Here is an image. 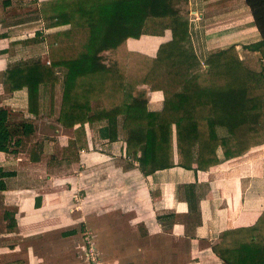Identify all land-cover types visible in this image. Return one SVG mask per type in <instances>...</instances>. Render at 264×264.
Listing matches in <instances>:
<instances>
[{
  "label": "crops",
  "instance_id": "crops-1",
  "mask_svg": "<svg viewBox=\"0 0 264 264\" xmlns=\"http://www.w3.org/2000/svg\"><path fill=\"white\" fill-rule=\"evenodd\" d=\"M34 1L39 5L42 0ZM233 1L237 0H200L201 9L194 6L192 13L200 19L189 21L190 41L192 46L195 41L200 44L201 55L193 48L201 62L211 53L209 46L235 35L228 36L215 26L231 18L227 10ZM18 3L6 0L0 5V108L8 111L11 124L22 123L28 115L27 91L11 89L5 81L6 70L22 61H49L46 44L45 52L22 57L26 42H37L30 31L22 42V29H30L37 19H22V2ZM216 6L222 10L204 20L203 8ZM13 8L18 9L12 13ZM40 27V33L47 30ZM56 29L60 27L49 30ZM191 29L199 33L195 39ZM170 38V30L165 29L130 38L127 45L154 55L158 45ZM239 42L250 43L242 38ZM153 94L160 98L151 107ZM148 97L149 108L160 107V91H148ZM58 106L54 102L51 111L48 95L41 89L40 113L29 116L33 133L18 135L13 152L0 151V264H88L85 231L93 234L102 264H224L212 250L221 232L250 226L260 215L264 207L261 157L253 162L244 156L246 152L221 159L208 171L173 167L144 175L126 155L121 134L110 140L107 125L85 124L77 142L74 129L78 125L62 126L56 119ZM36 122L50 134L36 127ZM85 127L92 136L96 133L94 139ZM257 147L249 151L264 153V144ZM189 184H195L196 193L203 187L199 214L189 211Z\"/></svg>",
  "mask_w": 264,
  "mask_h": 264
},
{
  "label": "trees",
  "instance_id": "trees-1",
  "mask_svg": "<svg viewBox=\"0 0 264 264\" xmlns=\"http://www.w3.org/2000/svg\"><path fill=\"white\" fill-rule=\"evenodd\" d=\"M187 2H39L43 27L64 28L36 32L49 63L28 60L6 70L11 89L27 91L28 115L11 124L0 108V151L13 152L18 135L33 133L29 116L40 113L41 89L53 111L57 87L56 119L66 128L78 125L77 142L83 125H107L108 138L121 134L126 155L144 175L173 167L208 171L221 159L263 145L264 0H245L260 39L243 47L257 54L240 57L231 44L208 54L203 64L190 41ZM155 20L170 21L163 30L171 38L154 55L129 49L127 40L149 34ZM148 91L162 93L159 108H149ZM186 187L189 211L199 214L195 184ZM212 250L224 264H264V207L254 224L223 230Z\"/></svg>",
  "mask_w": 264,
  "mask_h": 264
},
{
  "label": "rangeland",
  "instance_id": "rangeland-1",
  "mask_svg": "<svg viewBox=\"0 0 264 264\" xmlns=\"http://www.w3.org/2000/svg\"><path fill=\"white\" fill-rule=\"evenodd\" d=\"M5 1L6 0H0V5L2 4V2H5ZM11 2H16L18 4V6H19V4H21V3H18V2H22V6L20 8L22 10V19L26 18L25 19L26 21H29V20L35 19V18L37 19L36 20L37 22L34 25H32L30 29H22V42H26L25 38H26V36H29L28 33H26V31H30V33L33 32L32 38L37 40V42H35V44H31L30 43L29 44L30 46L28 45V42H26V45H27L26 49H22V57H31L32 55L36 56V54H41L42 52H45V50H46L45 43H43V41H40L42 37L39 36V35L36 36V32L39 31V26H41L40 29L42 31H43V26H44L43 23L40 22L42 20H41V16H40V13H39L38 5L36 4V2L34 0H11ZM188 2H187V4H182L183 5V11L187 15L188 20L190 22L191 21L194 22V20H195L194 18L197 17L195 13H192V12H194V10H193L194 6L197 9H201V2H200V0H188ZM230 6H232V7H230ZM221 7L222 6H216V7H213L211 9H208V10H204V8H203V18H204V20L208 19L209 17H211L212 15L216 14L217 12H220L222 10ZM17 9L13 8L11 10L12 13L16 12ZM228 11H229V14H230L229 16L231 18L226 19L228 21H224V23L219 22L215 26L217 27L219 25L217 28L220 29V30L223 29L221 31L225 32L226 35H228V36L231 35V34H234V33H235V35H233L232 39L227 40L228 39L227 38L223 42H220V40H217L215 43H213L211 46H209V49L211 48L210 50H212V51L217 50L219 48L225 47L224 45L228 46L229 44H231L230 40H235L234 44L236 45V50H237V53H238V55L240 57H248V56L256 55L257 53H253V52L245 49L243 47V45H244L243 42H239L240 38L244 39L245 41H250V42H254V41H257V40L260 39V34H259L256 26L254 25V21H253L252 12H251L250 7L248 5H246L245 1L243 2L241 0H237V1L231 2L227 12ZM5 14L7 16L9 14V12L5 11ZM24 14H28V15L24 16ZM200 14L202 15V13H200ZM231 14H232V16H231ZM197 21H198V19H197ZM203 22H205V21H203ZM169 23H170L169 20H155V21H151L148 24V31L150 32L149 34L162 33L163 26L168 25ZM221 26H224V27L221 28ZM60 28H64V27L62 26ZM208 29H210V28H207L206 30H208ZM211 30H214V29L211 28ZM49 31L50 30L47 29L45 32H49ZM45 32L43 34H45ZM195 32L196 31H193L191 29V35H192V38H194V39H195L197 34L199 35V33H195ZM240 32H242V33H240ZM34 35L36 37H33ZM145 40H147V39H145ZM40 43H43V44H40ZM194 44L195 45H193V47L195 46L197 51H198V53L201 55V46H200V44L197 41H195ZM60 96H61L60 95V91H59V88L57 87L56 92H55V105H59ZM157 98H160V96L156 95V94H153L151 96V99H150L151 103H152L150 105L151 107L154 106L153 104H154V102H155V100ZM36 127H39L41 129V131H44V133L50 134L48 130H44V126L43 125L39 126L38 122H36ZM85 130H86L85 133L88 132V136H90V138H92V139L95 138L96 133L93 134V136H92L90 130L88 129V127L87 128L85 127ZM219 133L223 134V131L219 130ZM92 146L95 149L96 146L93 145V144H92ZM98 146H100V145H98ZM253 148L256 150L259 147H253ZM54 149L57 152V156H61V154H62L61 153V149L58 148V146L56 144H54ZM263 154L264 153H263L262 149H260L259 151H248L247 154H245L244 156L248 157L252 161H253V159L256 161L257 158L261 157L262 160L264 161ZM256 155H258V156L256 158H254ZM68 156H69V158H71V151L69 152ZM255 161H253V162H255ZM203 191H204L203 187L197 189V193H196L197 196L202 195ZM100 256H101V254H100ZM103 257H104V255L102 254V259H103Z\"/></svg>",
  "mask_w": 264,
  "mask_h": 264
},
{
  "label": "built area",
  "instance_id": "built-area-1",
  "mask_svg": "<svg viewBox=\"0 0 264 264\" xmlns=\"http://www.w3.org/2000/svg\"><path fill=\"white\" fill-rule=\"evenodd\" d=\"M196 16L197 17L194 19L199 20L200 16L199 15H196ZM47 63H49V61H47ZM83 240L85 243V250H86V255L88 259V264H102L100 252L97 248V244L95 242L93 234L90 231H85L83 233Z\"/></svg>",
  "mask_w": 264,
  "mask_h": 264
}]
</instances>
